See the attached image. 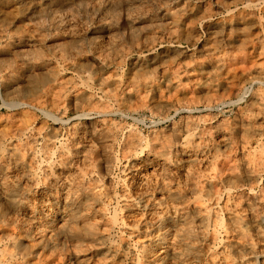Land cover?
<instances>
[{"label": "bare ground", "instance_id": "1", "mask_svg": "<svg viewBox=\"0 0 264 264\" xmlns=\"http://www.w3.org/2000/svg\"><path fill=\"white\" fill-rule=\"evenodd\" d=\"M0 55L14 105L86 119L0 124V264H264V0H0ZM156 96L187 115L108 118Z\"/></svg>", "mask_w": 264, "mask_h": 264}, {"label": "rangeland", "instance_id": "2", "mask_svg": "<svg viewBox=\"0 0 264 264\" xmlns=\"http://www.w3.org/2000/svg\"><path fill=\"white\" fill-rule=\"evenodd\" d=\"M193 1H195V0H192V2ZM3 12H5V14H4L5 16H13L14 15V10L11 9L10 7H7ZM200 36H201V38H204V33L202 30L200 31ZM183 47H187V45L185 43H183ZM1 57L3 59L5 58L3 55L2 56L0 55V60H2ZM127 68H128V65H127V63H125L121 66L120 69L122 71H126ZM224 71L221 74L222 79H226L227 81H230V82L235 80V79L231 78V77H235V76H228L226 73V70H224ZM229 77L232 80H230ZM74 79L76 80V78H74ZM85 84L86 83H79V81H77V89L82 90L84 87H86ZM88 84L90 85V87L92 86L91 87L92 92L94 91L93 93L96 94V95L95 94L94 95L96 97H101V92L97 91L98 89L93 84V82L91 83V81H90ZM254 86L255 85H251V86L247 85L246 87L253 88ZM163 91H165V90L163 89ZM175 94L172 95V93H170V92L169 93L164 92V95L162 97L164 98V100H169L170 98L172 99L173 97L174 98L175 97H181V98L185 99V98H188L191 96H193V97L195 96V93L190 92V88L187 84H186V88H184L183 91H179L178 93H175ZM232 94L233 93H227V95H226L227 97L225 96L223 98L224 101L220 104H216L215 107H213V112L215 114H217L219 117H225V119H230V118H232L236 109L239 108V106L244 105V99L243 98L242 99L238 98L237 96H234V94L233 95ZM38 95L39 94L36 93L30 97L26 96L25 102L27 101L26 102L27 106L24 104L25 106L20 107V106L14 105L16 99L12 96H7L4 93V91L2 90L1 83H0V116H1L0 117V124H3L6 117L10 114H15V113L16 114L22 113L24 115L30 114L31 115L30 117H33V118L36 117L35 119H37L36 120L37 125H39L42 122L41 124L42 125L45 124L44 126H46L47 129H48V126H49V128L51 126H55L56 128L61 127L60 130H61L62 134L65 135L66 129H64V128L66 125H63L64 124L63 122H67V121L72 119V120H75L81 124L86 123V119H84L85 117H81V118L78 117V111L72 106L73 105L72 102L63 101L64 105L63 104L62 105L64 106L63 107L64 113H61V115H57L54 107L44 103L42 101L43 99H41V97H38ZM38 98H40V100ZM197 98H198V96L196 97V99ZM152 101H150V103L143 104V107L141 106V104L132 103L130 105L131 107L124 110L123 114L121 113V115H119V114L113 113V114L109 115L108 118L116 120V121L117 120H119L121 122L123 121L124 124L126 123V126L131 125L134 128L136 127L137 130H139L145 134L147 132V130L149 129L150 125H155L157 128H161L162 126H164L167 123V121L162 119L164 117H167L168 119L178 120L180 118V116H183V115L186 116L187 115V113L176 112V110L174 108L159 109V110H157V108L155 106H154V108L153 107L150 108L149 106H151V105L153 106L155 104V102L159 101V99L156 96V97H154V99ZM111 104H112V108H115V105L113 103H111ZM42 105H44V106H42ZM192 106H193L192 114H194V115H202L206 111L204 106L202 105V103L199 101H198V103L196 102ZM44 107H45V109H44ZM155 108H156V111H155ZM152 110H154V111H152ZM51 119H52V121H51ZM53 122H55V123H53ZM59 122H62V124ZM62 138H64V136ZM263 229H264V221H263Z\"/></svg>", "mask_w": 264, "mask_h": 264}]
</instances>
